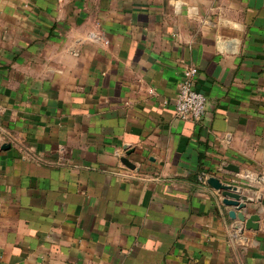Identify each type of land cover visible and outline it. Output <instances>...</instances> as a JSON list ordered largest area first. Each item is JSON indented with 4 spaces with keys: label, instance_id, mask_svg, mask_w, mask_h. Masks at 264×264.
I'll return each instance as SVG.
<instances>
[{
    "label": "crops",
    "instance_id": "crops-1",
    "mask_svg": "<svg viewBox=\"0 0 264 264\" xmlns=\"http://www.w3.org/2000/svg\"><path fill=\"white\" fill-rule=\"evenodd\" d=\"M0 264H264V0H0Z\"/></svg>",
    "mask_w": 264,
    "mask_h": 264
},
{
    "label": "built area",
    "instance_id": "built-area-1",
    "mask_svg": "<svg viewBox=\"0 0 264 264\" xmlns=\"http://www.w3.org/2000/svg\"><path fill=\"white\" fill-rule=\"evenodd\" d=\"M199 70L189 67L183 71L176 98V116L184 122L199 123L207 110V100L203 93L196 89Z\"/></svg>",
    "mask_w": 264,
    "mask_h": 264
},
{
    "label": "water",
    "instance_id": "water-1",
    "mask_svg": "<svg viewBox=\"0 0 264 264\" xmlns=\"http://www.w3.org/2000/svg\"><path fill=\"white\" fill-rule=\"evenodd\" d=\"M5 148L8 147H3L4 150ZM131 153H132L131 151H128L126 155L129 156ZM121 162L132 170L136 169L135 164L131 163V161L127 157L122 158ZM226 168L235 173L239 172V168L234 165H229ZM209 184L213 186L215 189L221 190L223 196L222 203L226 207L231 208V210L229 211V217L232 220H239L241 223L245 224V228L247 230H257L259 228L258 215H252L251 217L247 218L245 214L242 213V211L247 208V203L243 202V199L241 198L240 195L232 193L233 186L224 185L223 183H221L219 179L214 177H211L209 179Z\"/></svg>",
    "mask_w": 264,
    "mask_h": 264
}]
</instances>
